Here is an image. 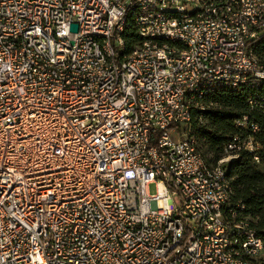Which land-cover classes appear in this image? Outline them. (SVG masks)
I'll return each instance as SVG.
<instances>
[{
    "label": "built area",
    "instance_id": "2783aa9c",
    "mask_svg": "<svg viewBox=\"0 0 264 264\" xmlns=\"http://www.w3.org/2000/svg\"><path fill=\"white\" fill-rule=\"evenodd\" d=\"M263 37L264 0H0V264H264L193 126Z\"/></svg>",
    "mask_w": 264,
    "mask_h": 264
},
{
    "label": "trees",
    "instance_id": "16d2710c",
    "mask_svg": "<svg viewBox=\"0 0 264 264\" xmlns=\"http://www.w3.org/2000/svg\"><path fill=\"white\" fill-rule=\"evenodd\" d=\"M133 42L136 35L129 36ZM259 52H264V37L258 43ZM132 47L128 50L130 51ZM217 89V90H216ZM213 94L205 98L213 103L211 109L203 112L202 122L194 118L193 126L200 150L209 165H217L222 159L237 156L227 167L228 177L236 191L235 201L246 206V213L260 218L264 226V82L247 84L241 90L220 85ZM254 98L261 104L250 107L249 99ZM248 117V125H256V132L237 127L236 123ZM252 141L258 149L229 150L228 145L235 139ZM259 159V162L255 158ZM258 233H262L260 230Z\"/></svg>",
    "mask_w": 264,
    "mask_h": 264
},
{
    "label": "rangeland",
    "instance_id": "374dc122",
    "mask_svg": "<svg viewBox=\"0 0 264 264\" xmlns=\"http://www.w3.org/2000/svg\"><path fill=\"white\" fill-rule=\"evenodd\" d=\"M150 192H151V194L156 193V185L155 184L150 185Z\"/></svg>",
    "mask_w": 264,
    "mask_h": 264
},
{
    "label": "water",
    "instance_id": "95a60500",
    "mask_svg": "<svg viewBox=\"0 0 264 264\" xmlns=\"http://www.w3.org/2000/svg\"><path fill=\"white\" fill-rule=\"evenodd\" d=\"M77 31H78V26H77L76 24H73V25L71 26V32H72V33H77Z\"/></svg>",
    "mask_w": 264,
    "mask_h": 264
}]
</instances>
